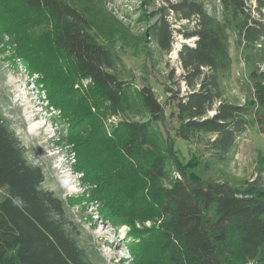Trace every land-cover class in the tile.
Wrapping results in <instances>:
<instances>
[{
    "label": "trees",
    "instance_id": "trees-1",
    "mask_svg": "<svg viewBox=\"0 0 264 264\" xmlns=\"http://www.w3.org/2000/svg\"><path fill=\"white\" fill-rule=\"evenodd\" d=\"M97 1L8 0L6 9L0 8V39L13 37V62L19 59L30 75L37 74L35 83L44 82L47 103L66 115L67 142L89 190L88 203L96 202L100 218L112 226L114 200L131 204L138 197L139 215L155 216L158 224L139 237L137 264H264V182L253 180L238 189L188 174L158 127L178 122L174 135L186 142L212 136L206 141L212 166L226 162L247 127L256 125L264 135V0L140 1L151 8L148 16L140 13L139 22H149L141 40L154 47L147 49L153 67L155 53H171L177 36L189 41L177 51L179 75L167 73L172 82L162 89L163 104L149 84L134 88L117 52L100 41L119 23L104 11L103 0ZM11 8L22 14L12 15ZM230 29L252 67V91L243 103L225 96L232 72ZM44 57L59 68L57 77L64 76L62 86L78 82L87 94L75 99L69 91L57 102L50 99L49 69L38 62ZM100 111L131 112L141 120H122L110 135L100 125L98 140L112 151L103 159L114 158L91 177L80 164L86 156L81 149ZM82 115L86 121L78 125ZM10 124L0 107V264H96L79 244L66 204L42 188V168L28 160ZM108 185L113 189L106 190Z\"/></svg>",
    "mask_w": 264,
    "mask_h": 264
},
{
    "label": "rangeland",
    "instance_id": "rangeland-1",
    "mask_svg": "<svg viewBox=\"0 0 264 264\" xmlns=\"http://www.w3.org/2000/svg\"><path fill=\"white\" fill-rule=\"evenodd\" d=\"M7 1H0V8H3V4H6ZM84 1L85 3L91 1L95 4L98 2L97 0ZM140 1L103 0L104 11L119 24L116 25L117 30L115 31H113L114 26H111V31H104L100 41L117 52L121 58V64L128 73L127 79H130L132 86L135 88L141 87L145 83L149 84L163 104L165 95L162 89L165 85H171L172 82L167 81V73L172 69L174 76L179 75L177 51L181 43H189V41H184L177 36L171 53L168 55L155 53L158 63L153 67L148 58L150 54L147 53V49L152 51L154 47L151 43H143L141 40V33L149 22H139L140 13L144 12L148 16L151 8L141 7ZM170 1L173 3L174 0ZM19 4L14 3L13 5L20 7ZM10 10L12 15L22 14L18 8ZM229 33L232 72L225 96L230 102L243 103L251 95L252 81L249 72L252 67L245 60V52L236 47L231 29ZM12 40L13 37L8 34L0 39V107L6 119L11 123V129L25 148L28 160L33 165L42 168L44 174L42 188L53 192L66 204L67 216L77 226L78 242L96 264H137L135 255L138 250L137 245H141L139 237L153 225L158 224L157 219L149 213L143 214L144 217L139 215L142 205L138 197L131 204H125V201L122 200H114L116 204L112 203L109 210L114 208L110 212L116 221V226H112L108 221L100 218L96 202L88 203L87 201L89 190L81 181L83 174L74 167L73 146L67 142L66 137L69 126L66 115L47 103L45 88H43L44 82L35 83L38 75H30L19 59L13 62L14 47L12 46L14 44H11ZM43 59L38 62L46 65L45 68L49 69L46 83L49 94H51L50 99L57 102L69 91H73L75 99L87 94L85 88L78 86V82L70 83L66 86L67 88L62 86L66 81L63 79L64 76H56L59 68L51 64L54 62L53 59L49 60L48 57ZM82 84L84 87L86 86L85 81ZM180 88L183 94L185 88L183 85ZM84 118L85 115L78 116V125L86 121ZM86 119L90 120L91 118ZM125 119L141 120V117L131 112L118 116H109L103 111L99 112L97 126L89 132L90 142H83V149H81L86 156H83L84 162L81 158L80 164L85 166L81 167L89 173V176H97L104 166L109 165V160L114 158L111 156L107 161L103 159L104 153L112 151L106 144L98 140L101 136L100 125H102L104 133L110 135L112 127H116L120 121ZM158 127L162 136L166 138L168 135L170 142H173L171 154L181 164V169L184 168L188 174L201 180L225 182L238 189L245 187L253 180L264 182V135L259 133V127L256 125L247 127L246 132L239 138L237 147L221 166H212L207 163L211 152L206 147V141L212 136H204L186 142L174 135L175 129L178 128V122L167 120L165 125H158ZM92 157L96 158L95 162L86 163L87 159L92 162L94 160ZM177 172L175 174L178 176ZM113 183L115 182L113 181ZM158 184L168 185L163 181ZM101 187L103 185H99L97 189ZM111 189H113L112 186H106V190ZM117 190L121 191L120 185L116 186ZM108 201L112 202L111 198ZM132 232L138 234V238ZM147 240L146 237L145 241Z\"/></svg>",
    "mask_w": 264,
    "mask_h": 264
},
{
    "label": "bare ground",
    "instance_id": "bare-ground-1",
    "mask_svg": "<svg viewBox=\"0 0 264 264\" xmlns=\"http://www.w3.org/2000/svg\"><path fill=\"white\" fill-rule=\"evenodd\" d=\"M37 129H38V128H37ZM37 129H36V130H37Z\"/></svg>",
    "mask_w": 264,
    "mask_h": 264
}]
</instances>
